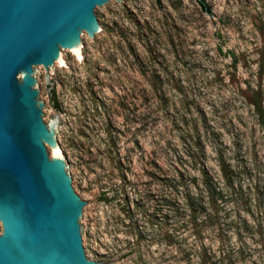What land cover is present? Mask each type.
Instances as JSON below:
<instances>
[{
    "label": "rangeland",
    "instance_id": "rangeland-1",
    "mask_svg": "<svg viewBox=\"0 0 264 264\" xmlns=\"http://www.w3.org/2000/svg\"><path fill=\"white\" fill-rule=\"evenodd\" d=\"M205 3L101 8L84 60L69 53L52 89L39 70L89 206V260L264 264V0ZM203 167L215 194L188 216L180 192Z\"/></svg>",
    "mask_w": 264,
    "mask_h": 264
},
{
    "label": "water",
    "instance_id": "water-1",
    "mask_svg": "<svg viewBox=\"0 0 264 264\" xmlns=\"http://www.w3.org/2000/svg\"><path fill=\"white\" fill-rule=\"evenodd\" d=\"M126 1L0 0V264H106L88 259L89 206L39 70L52 89L66 56L83 61L82 42L106 35L99 9Z\"/></svg>",
    "mask_w": 264,
    "mask_h": 264
},
{
    "label": "trees",
    "instance_id": "trees-1",
    "mask_svg": "<svg viewBox=\"0 0 264 264\" xmlns=\"http://www.w3.org/2000/svg\"><path fill=\"white\" fill-rule=\"evenodd\" d=\"M195 2L203 12H206L208 14L211 13L209 7L205 3V0H195ZM218 165L220 167V171H223L224 165ZM194 184V194H190L189 190L187 189H183V192H180V196L183 201L182 208L184 211L187 212L188 216H190L191 213H199L206 204L204 200L207 198L208 200L212 201L213 195L215 194V183L211 180L210 176L208 175V172L204 167L202 168L199 174V178L197 180H193V182H190V185ZM197 257H199V254H197Z\"/></svg>",
    "mask_w": 264,
    "mask_h": 264
},
{
    "label": "bare ground",
    "instance_id": "bare-ground-1",
    "mask_svg": "<svg viewBox=\"0 0 264 264\" xmlns=\"http://www.w3.org/2000/svg\"><path fill=\"white\" fill-rule=\"evenodd\" d=\"M53 156H55L54 154H53ZM56 157V156H55ZM60 157V156H59Z\"/></svg>",
    "mask_w": 264,
    "mask_h": 264
}]
</instances>
